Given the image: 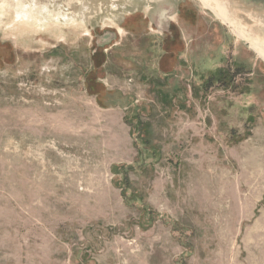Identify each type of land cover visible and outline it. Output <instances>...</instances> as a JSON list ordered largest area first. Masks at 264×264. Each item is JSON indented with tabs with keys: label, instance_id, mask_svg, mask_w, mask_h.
<instances>
[{
	"label": "rangeland",
	"instance_id": "1",
	"mask_svg": "<svg viewBox=\"0 0 264 264\" xmlns=\"http://www.w3.org/2000/svg\"><path fill=\"white\" fill-rule=\"evenodd\" d=\"M22 2L0 1V264H264L252 46L201 0Z\"/></svg>",
	"mask_w": 264,
	"mask_h": 264
},
{
	"label": "bare ground",
	"instance_id": "2",
	"mask_svg": "<svg viewBox=\"0 0 264 264\" xmlns=\"http://www.w3.org/2000/svg\"><path fill=\"white\" fill-rule=\"evenodd\" d=\"M205 3L210 10L221 19L227 26H229L238 37L247 42L254 52L264 61V32L256 29L255 25L243 23L238 19L231 9V6L220 0H201ZM7 10V9H6ZM14 21H18L20 24H26L22 15L14 12ZM164 14V13H160ZM51 27V26H50Z\"/></svg>",
	"mask_w": 264,
	"mask_h": 264
},
{
	"label": "water",
	"instance_id": "3",
	"mask_svg": "<svg viewBox=\"0 0 264 264\" xmlns=\"http://www.w3.org/2000/svg\"><path fill=\"white\" fill-rule=\"evenodd\" d=\"M3 1V0H0ZM18 5H28L32 10V4L21 0H4ZM231 6L238 19L243 23L255 25L256 29L264 32V0H220ZM22 2V3H21ZM1 7V6H0ZM5 10V9H4ZM31 12V11H30ZM248 23V24H247Z\"/></svg>",
	"mask_w": 264,
	"mask_h": 264
},
{
	"label": "flooded vegetation",
	"instance_id": "4",
	"mask_svg": "<svg viewBox=\"0 0 264 264\" xmlns=\"http://www.w3.org/2000/svg\"><path fill=\"white\" fill-rule=\"evenodd\" d=\"M161 15H164V17H165L166 14H161ZM161 15H160V16H161ZM166 16H167V15H166ZM167 19H168V16H167ZM169 27H171V26L169 25ZM110 34H111L110 32H107V33L105 34V37H109Z\"/></svg>",
	"mask_w": 264,
	"mask_h": 264
}]
</instances>
